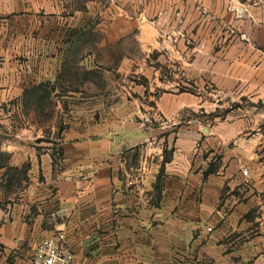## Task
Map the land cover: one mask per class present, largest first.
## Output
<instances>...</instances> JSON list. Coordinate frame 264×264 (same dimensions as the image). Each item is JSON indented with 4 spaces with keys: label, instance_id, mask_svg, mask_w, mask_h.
<instances>
[{
    "label": "crops",
    "instance_id": "obj_1",
    "mask_svg": "<svg viewBox=\"0 0 264 264\" xmlns=\"http://www.w3.org/2000/svg\"><path fill=\"white\" fill-rule=\"evenodd\" d=\"M36 10L44 11L48 25H60L59 39L50 37L43 51L32 42ZM68 27L62 4L0 0V153L7 154L10 167L28 165L32 182L18 197L6 196L0 187V264H30L38 241L57 231L65 235L72 264H166L170 250L203 238L209 226L217 227L220 242L241 235L248 213H264L259 155L264 135L238 117L214 124L182 118L184 111L207 113L211 101L178 93L180 82L159 78V69L170 68L172 61V68L200 72L226 86L238 66L234 52L213 56L204 50L188 61L176 50L168 53V61L158 52V65L152 67L147 51L140 72L151 89L164 90L161 97L136 102L133 110L110 108L101 118L67 122L58 166L48 149L40 153L34 144L21 145L24 135L14 120L8 131L12 141L5 144L6 101L18 107L24 91L56 81L68 57L63 47ZM129 84L132 91L134 83ZM243 167L248 186L242 183Z\"/></svg>",
    "mask_w": 264,
    "mask_h": 264
},
{
    "label": "rangeland",
    "instance_id": "obj_2",
    "mask_svg": "<svg viewBox=\"0 0 264 264\" xmlns=\"http://www.w3.org/2000/svg\"><path fill=\"white\" fill-rule=\"evenodd\" d=\"M51 1L62 4L69 16L67 46L63 47L68 52L64 64L72 77L43 99L42 109L33 100L27 107L22 101L18 107L15 101H6L5 144L12 141L8 131L14 120V126L24 135L22 146L31 148L34 144L38 152L48 149L50 156L55 157L57 150L62 149L61 134L67 122L101 118L110 108L133 110L141 101H157L164 90L151 89L140 69L147 51L152 67H156L158 52L168 61V53L173 50L186 56L187 61L204 50L213 56L234 52L238 65L223 87L215 79H205L200 72L188 74L184 69L172 68L176 64L172 61L170 68H160L159 78L180 82L175 88L178 93L198 94L201 100L212 103L207 113L184 111L182 118L214 124L227 116L238 117L264 135V0ZM43 12L32 11L36 18L32 22V42L40 43V51L46 40L51 37L55 41L60 36V25H48ZM53 52L59 51L53 48ZM129 82L134 83L132 91ZM129 96L132 101L125 99ZM148 104L151 106V102ZM263 151L259 153L261 160ZM3 155L7 156L0 153L1 162L6 158ZM60 161L57 160L58 165ZM4 173L6 168L0 171L2 184L7 180ZM8 176L15 178L11 197L24 195L32 184L28 179L19 188L15 183L18 174L11 171ZM257 212L246 215V228L241 235L233 233L220 242L214 233L217 227H212L203 238L189 244L183 241L170 250L166 264H264V213ZM253 243L257 250L250 249Z\"/></svg>",
    "mask_w": 264,
    "mask_h": 264
},
{
    "label": "trees",
    "instance_id": "obj_3",
    "mask_svg": "<svg viewBox=\"0 0 264 264\" xmlns=\"http://www.w3.org/2000/svg\"><path fill=\"white\" fill-rule=\"evenodd\" d=\"M71 77H72V72L68 68H66L64 64V69L58 75L54 84L41 83V84L32 86V88L29 90L24 91L22 95V98H23L22 105H24V107H27L33 100L34 104L39 106L40 109L44 108L45 106H43V103H44L43 99L49 98L55 92L57 88L61 89L62 84L64 82L68 83L69 81L67 79ZM56 154L57 155L55 157L53 155L51 157L54 167L57 164V160L59 161L62 159V154H63L62 149H58ZM4 157H6L5 161L4 162L0 161V169L6 168V173H4V175L6 176L7 180L4 184H0V187L4 190V193L7 196L11 194L10 189L13 186V181L15 180L13 176H8L9 172L12 171L13 173L18 174L19 178L15 181V183H17V187L20 188L22 186V182H26L28 180L27 178L28 166L24 165L20 169L10 167L8 166V157L6 155ZM156 188L159 189L158 182L156 183ZM1 204L2 203L0 202V205Z\"/></svg>",
    "mask_w": 264,
    "mask_h": 264
},
{
    "label": "built area",
    "instance_id": "obj_4",
    "mask_svg": "<svg viewBox=\"0 0 264 264\" xmlns=\"http://www.w3.org/2000/svg\"><path fill=\"white\" fill-rule=\"evenodd\" d=\"M242 183L245 186L250 185V177L247 168L240 170ZM208 232L212 231V227L207 228ZM73 255L65 242V235L57 231L51 237L38 241L33 252L30 264H72Z\"/></svg>",
    "mask_w": 264,
    "mask_h": 264
}]
</instances>
